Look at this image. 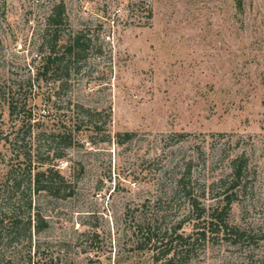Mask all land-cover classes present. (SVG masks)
I'll list each match as a JSON object with an SVG mask.
<instances>
[{
  "label": "rangeland",
  "instance_id": "obj_1",
  "mask_svg": "<svg viewBox=\"0 0 264 264\" xmlns=\"http://www.w3.org/2000/svg\"><path fill=\"white\" fill-rule=\"evenodd\" d=\"M141 1L152 6L149 22ZM57 2L71 31L92 39L62 88L34 75L40 29ZM13 97L22 112L32 109L36 130L77 126L76 104L101 111L100 132L84 121L65 156L48 159L73 193L41 198L50 227L36 237L40 264H165L177 238L166 230L179 224L178 233L198 240L174 264H264V0H0L6 133ZM127 131L135 136L118 143L115 133ZM241 154L255 189L236 199L227 222L245 234L233 241L208 231L203 239L205 217L170 198L172 170L193 158L194 175L210 186ZM203 201L217 205L209 194Z\"/></svg>",
  "mask_w": 264,
  "mask_h": 264
},
{
  "label": "trees",
  "instance_id": "obj_2",
  "mask_svg": "<svg viewBox=\"0 0 264 264\" xmlns=\"http://www.w3.org/2000/svg\"><path fill=\"white\" fill-rule=\"evenodd\" d=\"M141 5L143 16L149 22L153 17L152 6L145 1H141ZM91 42L92 39L83 30L71 31L64 3L54 4L37 40L36 57L39 60L35 66V80L58 83L59 88H62L68 83L71 72L80 68L81 61L91 48ZM95 50L97 54L102 53L103 45L96 43ZM21 103L11 98L9 109L15 119H12L8 133L0 129V264H40L44 246L36 237L50 227V221L41 209V198H66L73 193L71 184L62 175L58 165H50L48 159L51 156L55 159L65 156L60 151L72 146L74 134L82 131L81 123L84 121L93 131L100 132L102 129L98 117L101 111L76 104L78 115L83 119L77 126L68 128L65 124L64 128L50 132L43 128L36 130L32 109L22 112L25 107ZM21 114L25 115L21 117ZM134 136L135 133L129 131L115 133L118 143L129 141ZM175 136L180 140L185 133H177ZM193 160H184L178 172L172 170V177L169 178L170 198H184L189 206L188 214H194L199 220L205 217L206 224L200 232L201 238L206 239L208 231H223L233 241H237L245 234L244 229L229 225L227 216L240 195L255 189L248 180V156L241 154L231 158L228 172L211 182L210 186H207L205 179L194 175ZM208 194L217 200V205L208 207L205 204L203 199ZM181 227L179 224L166 230V233L170 231L171 235L176 234L177 238L176 247L166 251L165 264H174L180 249L182 253V249L188 250V245L198 240L178 233ZM149 241L150 237L141 243L148 247ZM153 245L157 247V241ZM171 253L173 255L168 257Z\"/></svg>",
  "mask_w": 264,
  "mask_h": 264
}]
</instances>
